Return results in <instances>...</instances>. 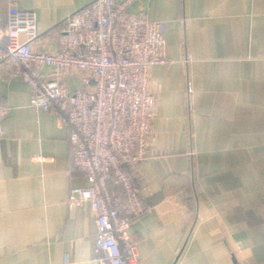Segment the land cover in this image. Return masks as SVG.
Wrapping results in <instances>:
<instances>
[{
  "label": "crops",
  "instance_id": "crops-1",
  "mask_svg": "<svg viewBox=\"0 0 264 264\" xmlns=\"http://www.w3.org/2000/svg\"><path fill=\"white\" fill-rule=\"evenodd\" d=\"M92 1L0 0V25L13 2L35 10L34 47L55 51L68 17ZM117 2L166 22L169 60L148 70L156 109L136 173L152 210L130 227L131 264H264V0ZM65 83L82 86L77 72ZM30 99L0 67V264H101L89 203L69 202L72 187L89 184L69 173V131Z\"/></svg>",
  "mask_w": 264,
  "mask_h": 264
},
{
  "label": "built area",
  "instance_id": "built-area-1",
  "mask_svg": "<svg viewBox=\"0 0 264 264\" xmlns=\"http://www.w3.org/2000/svg\"><path fill=\"white\" fill-rule=\"evenodd\" d=\"M179 22L189 24L188 19ZM166 31V22L131 12L117 0H93L71 14L55 51L34 47L40 35L35 10L13 2L0 25V67L28 84L34 109L53 113L69 131V173L82 171L89 183L72 187L69 202L89 203L101 264H131L139 258L129 230L152 210L136 173L150 152L156 109L148 70L169 63ZM192 60L191 54L182 59L184 71ZM72 72L82 83L75 91L65 83ZM186 88L193 91L190 80ZM7 114L0 102V140Z\"/></svg>",
  "mask_w": 264,
  "mask_h": 264
}]
</instances>
